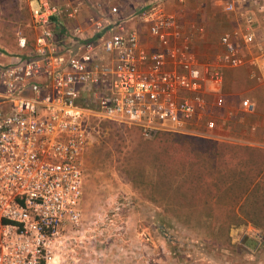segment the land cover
I'll list each match as a JSON object with an SVG mask.
<instances>
[{
    "label": "built area",
    "instance_id": "2783aa9c",
    "mask_svg": "<svg viewBox=\"0 0 264 264\" xmlns=\"http://www.w3.org/2000/svg\"><path fill=\"white\" fill-rule=\"evenodd\" d=\"M35 1L32 50L0 64V264H63L60 251L82 226V155L91 118L138 127L148 140L160 132L213 139L216 123L208 117L205 87L217 90L223 83L221 71L191 50L192 36L182 34L178 17L159 4L137 9L158 45L151 51L136 30L120 25L104 32L98 18H90L99 33L94 42L86 41L82 28L61 25L80 13L81 1ZM223 10L241 16L244 26L240 37L235 32L220 38L218 61L233 69L246 66L260 81L264 65L257 59L264 60V46L246 59L236 40L256 43L253 14L237 12L234 2ZM110 14L117 15V7ZM190 30L204 32L196 25ZM25 42L21 37L19 46ZM78 43L82 52L63 51ZM254 107L242 101L245 112ZM195 123L205 132L187 129Z\"/></svg>",
    "mask_w": 264,
    "mask_h": 264
},
{
    "label": "rangeland",
    "instance_id": "374dc122",
    "mask_svg": "<svg viewBox=\"0 0 264 264\" xmlns=\"http://www.w3.org/2000/svg\"><path fill=\"white\" fill-rule=\"evenodd\" d=\"M231 18L234 20L233 16ZM29 22L28 0H0V53L1 49L18 50L19 37L30 36ZM129 26L130 23L126 25ZM259 27L264 32L263 19ZM261 42L256 41L250 47L254 54H259V48L264 46ZM0 64H7L5 57H0ZM245 76L235 75L237 94L231 98L236 108L231 110L233 115L228 116L227 110L223 117L221 108L215 110L217 119H222L216 124L221 132L232 127L236 134L242 133L244 126L237 110L242 109L241 101L246 98L256 105L250 121L264 117V89L261 87L264 77L258 81L250 74ZM87 130L82 155V226L81 231L72 234L70 246L60 251L63 264H264V218L258 221L261 227L250 222L230 224L228 231L221 230L220 234L216 221L221 212L217 205L213 204L211 209L203 205L204 200L215 196L212 190L198 192V203H194V207L180 206L162 213L149 201L150 188L134 187L123 171L120 161L123 154L133 150L139 140L136 129L123 123L91 118ZM235 139L238 141L234 144L214 141L245 146L237 144L241 139ZM228 161L235 165L230 157ZM222 179L233 181L229 196L237 197L239 182L228 176ZM247 207H243V211ZM213 233L220 235L214 237Z\"/></svg>",
    "mask_w": 264,
    "mask_h": 264
},
{
    "label": "trees",
    "instance_id": "16d2710c",
    "mask_svg": "<svg viewBox=\"0 0 264 264\" xmlns=\"http://www.w3.org/2000/svg\"><path fill=\"white\" fill-rule=\"evenodd\" d=\"M133 127L139 140L133 150L123 154V171L134 187L150 188L149 201L162 213L180 206L194 207L198 192L212 190L215 196L204 200L203 205L210 209L217 205L221 212L216 221L220 234L221 230L228 231L230 224L250 222L261 227L258 221L264 218V149L170 132H160L151 142H145L141 130ZM225 176L239 182L240 191L234 199L229 196L233 181H223Z\"/></svg>",
    "mask_w": 264,
    "mask_h": 264
},
{
    "label": "crops",
    "instance_id": "0c3cea01",
    "mask_svg": "<svg viewBox=\"0 0 264 264\" xmlns=\"http://www.w3.org/2000/svg\"><path fill=\"white\" fill-rule=\"evenodd\" d=\"M79 1L83 3V8L80 13H78L75 19L71 22L60 20L61 25H66L69 30L74 27L82 28L85 33L84 37L87 38L86 41L94 42L98 39L99 33L93 32V26L90 22L91 17L102 20L104 32L112 29V27L120 25L126 27V25L130 23V26L126 28L136 30L140 37L141 44L143 46H146L151 51L156 50L158 48V45L155 39H153L149 35L147 24L139 20L137 9L144 6L146 7L152 6L154 4H159L161 5L165 13L175 14L179 19L178 22L182 34L184 36L186 34H188L190 37L192 36L191 50L198 56L201 63L210 62L222 73L223 83L219 89L213 90L211 89V87H205L206 93H204V98L207 99L209 110L208 117L210 119H213L215 123L218 124L217 121L220 122L222 121V119L220 121L217 119V117L215 116V113H217L216 111H219V109L221 108V113L224 117L227 110L230 111L236 109L234 107L235 102L233 99H231L237 94V88H234V85L236 83L235 75L236 73H240L245 76L246 74H249V68L246 66L234 69L230 68L226 64L219 62L218 56L222 55L223 53V48L220 44V38L225 33L234 34L235 32H238L240 37L244 26V20L241 19V16H238L235 13L231 14L224 12L223 7L226 3L234 2L235 7L237 8V12L253 14L255 18L254 31L256 35V41H262L264 43V32H262L261 28L259 27L260 21L262 19L264 20V10L258 9L261 0H247L245 2L242 0H226L224 2H220L219 0H186V3L183 5H179L176 0H71L72 3ZM28 2L30 14L31 9L36 5V1L28 0ZM262 3L264 5V1H262L261 4ZM112 7H117L118 9V14L115 16H112L110 14V10ZM231 16L234 17V20H232ZM191 25L203 27L204 32L202 34H195L190 30ZM29 29V37H19V39L21 37L25 39V48H21L19 46L18 39V50L16 52H9L7 50L1 49L3 54L0 53V57H5L6 63H12L15 58L23 57L25 52L32 50L36 32L32 28L31 17L29 22ZM79 40L80 38L78 39V41ZM236 40L238 42V46L240 47L239 54L241 56L245 57L246 59L258 56V53L254 54L253 48L250 49L251 45H240L241 39L237 38ZM82 50L83 49L81 48V44L78 43L76 46L64 48L63 51L67 52L68 54H75L78 52H82ZM257 64L259 67H262L264 65V60L262 58H258ZM260 72L261 71H259V73ZM261 87L262 89H264V85ZM244 100H249L254 104L255 107L254 111L251 113L245 112L241 108L239 109L240 111L237 110L238 116H241L239 120H241L244 126L242 133L236 134L233 131L234 129L232 127H230V129H228L224 133L221 132V127H217L218 125H216V128L213 131L214 137L212 140H220L233 143L238 141L235 139L237 137L238 139L242 140H239L237 144L264 149V123H261L264 117H258V120L256 122H251L249 116L255 114L256 105L254 101H251L248 98ZM227 101L228 103H226ZM219 113L220 112H218V114ZM230 120H228V122ZM232 123L234 125V122ZM187 129H191L197 134L205 132L204 125L200 123L187 125ZM70 235L72 236V233Z\"/></svg>",
    "mask_w": 264,
    "mask_h": 264
}]
</instances>
